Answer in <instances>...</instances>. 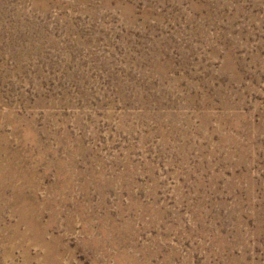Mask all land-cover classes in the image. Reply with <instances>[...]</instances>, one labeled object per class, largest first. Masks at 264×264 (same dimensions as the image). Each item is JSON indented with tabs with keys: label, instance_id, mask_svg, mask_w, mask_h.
I'll return each instance as SVG.
<instances>
[{
	"label": "rangeland",
	"instance_id": "1",
	"mask_svg": "<svg viewBox=\"0 0 264 264\" xmlns=\"http://www.w3.org/2000/svg\"><path fill=\"white\" fill-rule=\"evenodd\" d=\"M0 264H264V0H0Z\"/></svg>",
	"mask_w": 264,
	"mask_h": 264
},
{
	"label": "bare ground",
	"instance_id": "2",
	"mask_svg": "<svg viewBox=\"0 0 264 264\" xmlns=\"http://www.w3.org/2000/svg\"><path fill=\"white\" fill-rule=\"evenodd\" d=\"M22 213L25 212L24 209H21ZM22 217V216H21ZM23 218V217H22ZM29 219V218H28ZM22 221H27V219H22L20 223H18L19 225L22 223ZM24 223V222H23ZM19 227V226H18ZM16 228V227H15ZM11 229V228H10ZM28 233H24L22 234L19 229H16V231L14 232V237L15 236H19V235H22L24 240H27V239H31V238H34L33 241L35 242H42L44 243L46 246L48 245L47 241L45 240V237H44V230L41 228H39L37 226V222L35 223V221H32V220H28ZM32 240V239H31ZM48 255V254H47ZM47 257V256H46Z\"/></svg>",
	"mask_w": 264,
	"mask_h": 264
}]
</instances>
